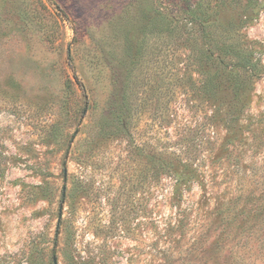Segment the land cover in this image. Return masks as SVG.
<instances>
[{"label": "rangeland", "instance_id": "rangeland-1", "mask_svg": "<svg viewBox=\"0 0 264 264\" xmlns=\"http://www.w3.org/2000/svg\"><path fill=\"white\" fill-rule=\"evenodd\" d=\"M259 2L0 0V264H264Z\"/></svg>", "mask_w": 264, "mask_h": 264}, {"label": "trees", "instance_id": "trees-1", "mask_svg": "<svg viewBox=\"0 0 264 264\" xmlns=\"http://www.w3.org/2000/svg\"><path fill=\"white\" fill-rule=\"evenodd\" d=\"M264 1V0H263ZM247 4L250 7H254L255 5H260L259 0H246ZM196 11H198V7H192V6H188L187 8V15H190L192 18L196 17L195 13ZM230 61H234V66L237 68H242V69H248L249 70V74H252L255 69H257V66L259 64V62L256 60H251L249 58V55L247 54H239L236 53L234 56H231ZM204 62V61H203ZM205 63V62H204ZM223 64V60L219 61V65L221 66ZM214 87L213 84V80L211 77H206L202 80L201 82V88L204 90V92L209 93ZM254 259H256L254 257Z\"/></svg>", "mask_w": 264, "mask_h": 264}, {"label": "water", "instance_id": "water-1", "mask_svg": "<svg viewBox=\"0 0 264 264\" xmlns=\"http://www.w3.org/2000/svg\"><path fill=\"white\" fill-rule=\"evenodd\" d=\"M55 263V262H54Z\"/></svg>", "mask_w": 264, "mask_h": 264}]
</instances>
